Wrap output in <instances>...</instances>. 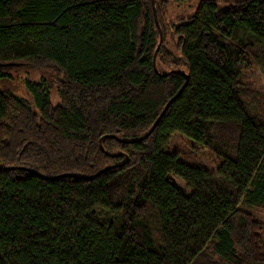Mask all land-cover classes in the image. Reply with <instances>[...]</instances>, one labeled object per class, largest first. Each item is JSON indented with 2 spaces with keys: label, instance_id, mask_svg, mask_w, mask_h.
<instances>
[{
  "label": "trees",
  "instance_id": "trees-1",
  "mask_svg": "<svg viewBox=\"0 0 264 264\" xmlns=\"http://www.w3.org/2000/svg\"><path fill=\"white\" fill-rule=\"evenodd\" d=\"M185 1L0 0V81L52 68L59 98L0 87V264H264L240 208H264V95L242 81L264 72V0L167 19ZM174 133L216 173L168 153Z\"/></svg>",
  "mask_w": 264,
  "mask_h": 264
},
{
  "label": "rangeland",
  "instance_id": "rangeland-1",
  "mask_svg": "<svg viewBox=\"0 0 264 264\" xmlns=\"http://www.w3.org/2000/svg\"><path fill=\"white\" fill-rule=\"evenodd\" d=\"M200 0H187L179 4H171L167 19L186 17L195 12ZM11 77L7 81H0V87L11 89L17 96L29 100L30 97L25 89L27 81L38 82L45 80L48 82L51 92V99L54 105L59 103L56 91L55 79L57 75L52 68L35 69L29 66L15 67L10 72ZM242 81L245 85L253 87L257 92L264 95V72L255 63L243 73ZM194 142L180 133H174L167 146L168 153H178L180 161L195 167L204 168L209 172L216 173L217 164L214 162L209 152L195 153L193 150ZM177 188L186 195H190L191 190L184 182L176 177L172 178ZM240 208L246 212H251L264 221V208L248 205L243 201Z\"/></svg>",
  "mask_w": 264,
  "mask_h": 264
},
{
  "label": "water",
  "instance_id": "water-1",
  "mask_svg": "<svg viewBox=\"0 0 264 264\" xmlns=\"http://www.w3.org/2000/svg\"><path fill=\"white\" fill-rule=\"evenodd\" d=\"M154 1L153 0V5H154ZM154 12H155V18H156V23H157V26H158V29H159V32H160V42H159V46L155 52V55H154V67L156 68V58H157V54L160 50V47L162 46V43H163V33H162V30H161V27H160V24H159V21H158V18H157V13H156V9L154 7ZM183 89L180 90L179 94L172 100H170L168 102V104L166 105V107L164 108V110L162 111L161 115L159 116V118L157 119V121L155 122V124L152 126V128L150 129V131L148 132V134L146 136H144L143 138H141L140 140H144L146 137H148L149 135L152 134V132L156 129V127L158 126L160 120L163 118V116L165 115L166 111L169 109L170 105L173 103V101L182 93ZM14 168H8V170H12ZM22 170H26V171H29V172H33L32 170H29V169H24V168H21ZM63 176H70V175H63ZM63 176H59V177H63ZM48 179H56V178H48Z\"/></svg>",
  "mask_w": 264,
  "mask_h": 264
}]
</instances>
